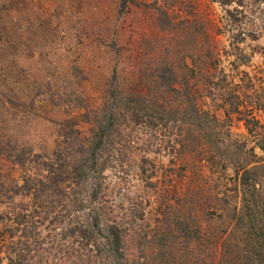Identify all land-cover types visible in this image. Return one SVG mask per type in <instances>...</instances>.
I'll return each mask as SVG.
<instances>
[{
  "label": "rangeland",
  "instance_id": "rangeland-1",
  "mask_svg": "<svg viewBox=\"0 0 264 264\" xmlns=\"http://www.w3.org/2000/svg\"><path fill=\"white\" fill-rule=\"evenodd\" d=\"M263 149L264 0H0V264L19 215L22 264H74L58 234L97 203L118 238L89 264H252L264 206L235 171ZM82 161V211L14 191L49 170L67 189Z\"/></svg>",
  "mask_w": 264,
  "mask_h": 264
},
{
  "label": "trees",
  "instance_id": "trees-1",
  "mask_svg": "<svg viewBox=\"0 0 264 264\" xmlns=\"http://www.w3.org/2000/svg\"><path fill=\"white\" fill-rule=\"evenodd\" d=\"M217 1L219 4L222 5H228L230 2L234 0H212ZM238 2V1H237ZM226 12L229 13L228 9ZM232 16V17H231ZM230 19H233L234 16L229 14ZM162 108V107H160ZM236 111H239V109H235ZM189 111V113H197L196 109L193 107L191 103L187 104L186 112ZM136 115V114H135ZM139 115V114H137ZM85 116L89 118L88 113H85ZM113 117V114L109 115L107 126L108 129L112 126L110 124V119ZM95 118V116H94ZM264 151V149H263ZM253 155V154H252ZM95 153L92 150L91 156L89 160V165L97 163L94 159ZM260 158V157H259ZM86 159V158H85ZM258 159H251L248 160V162H243L239 166V170L237 169L235 172L237 174L236 179L238 180L239 184L244 186L248 191V196L244 197V194H242L241 200H242V207L244 209H247V213L249 212V209L251 211H256V207L258 204L261 206H264V171L261 173H258L257 169L263 170L264 169V161H256ZM250 162H252L250 164ZM248 164H250L248 166ZM86 163L82 161L80 164L74 165V167L71 170L69 183L72 184L71 186H68L67 189L59 188L56 183V178L62 179L61 176H53L52 172L49 170L48 174L44 175L42 179L27 177L23 180L21 185L14 186V191L17 192L19 190L22 191H34V197L36 198L40 194H52L55 197V205H57V208L67 210L71 208V206H74L77 208V210H80L84 206V202L86 204L85 198H83L81 195H79L80 191L77 190V186H80L81 179L83 180L85 178V174L82 172L85 169ZM88 166V165H87ZM247 166V167H246ZM100 184L96 182H92L90 185V193H89V200L96 199V192L99 188ZM251 189V191H249ZM82 197V198H81ZM41 198V197H39ZM255 199L257 201L255 202ZM248 204H252L254 207L251 208L248 206ZM102 203H97V205L90 207L89 210L92 208L90 214L87 215L84 219L80 220V216H78V219H74L73 223L69 224L66 231L63 229L60 231L58 236L60 239L70 238V244L75 245L72 252H70V257L73 256L75 261L74 264H81L85 263L87 261V264H89L91 258L94 256H98L99 252L101 250V246L99 245V242L96 240V236H99L101 238H105L106 236L109 238L110 236L113 237L112 239L118 238V233L116 232V226L117 224L114 221H108V212L103 209ZM105 206V205H104ZM110 208V207H109ZM243 209V208H242ZM82 211V209L80 210ZM260 212L264 215V211ZM103 214L106 215L105 220H102ZM21 222H24V226H22L21 235L24 237L22 239L17 240V247L14 252V257H7V262L5 264H22L24 259L26 257V251L22 252V248H27V240H29V236H31V222L27 224V217L25 215H19ZM42 217V216H41ZM43 219V217H42ZM51 223H59L61 221L60 219L54 217L52 218ZM103 225L106 229H103ZM259 229H261L263 232H260L258 234V241L256 245L249 251L250 255H247L246 260H250L252 264H255L253 261L258 260L257 256L261 257V255L264 253V223L258 224ZM187 227L189 225L187 224ZM251 229V225L249 226ZM190 229V228H189ZM189 229H186L188 231L186 234L181 235V237L185 240L189 239ZM191 233V232H190ZM168 235V233H167ZM51 237V236H50ZM107 238V239H108ZM55 237H51V241L54 240ZM109 241V240H107ZM41 243H38L37 245H40ZM62 246H57L56 248H60ZM7 248L11 249L13 248L12 243L7 244ZM53 248V246H52ZM55 248V247H54ZM67 255V254H66ZM65 255V256H66ZM251 258V259H250ZM67 260L65 257H60L58 259H55V263L59 264H65ZM83 263V264H84ZM259 263H261L259 261ZM102 264H107V261L103 262Z\"/></svg>",
  "mask_w": 264,
  "mask_h": 264
}]
</instances>
